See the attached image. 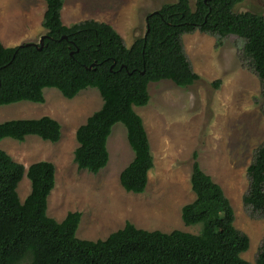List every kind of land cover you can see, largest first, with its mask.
<instances>
[{
	"label": "trees",
	"instance_id": "trees-1",
	"mask_svg": "<svg viewBox=\"0 0 264 264\" xmlns=\"http://www.w3.org/2000/svg\"><path fill=\"white\" fill-rule=\"evenodd\" d=\"M242 1L196 0L194 8L189 0L163 3L146 14L144 34L126 46L107 22L85 19L65 25L60 17L63 0H45L42 48L27 42L5 46L0 41V105L43 102L45 87L58 89L66 98L95 87L102 104L76 128L73 160L79 170L97 173L109 159L112 126L121 122L133 157L120 171L119 183L126 192L142 193L153 157L143 120L133 106L148 102L149 82L167 79L187 86L199 78L183 50L182 34L199 30L216 35L217 43L230 34L242 38L243 55L264 92V17L234 11ZM28 135L56 142L60 124L47 115L0 122V140L22 141ZM191 159L194 198L182 205L180 216L186 226L200 225L198 232L147 230L126 221L105 238L92 240L75 235L80 211H69L60 221L47 214L54 164L39 160L25 167L0 148V264H251L241 256L249 238L234 226L228 198L201 169L197 151ZM23 175L30 181V191L20 201L16 188ZM247 175L243 203L262 211L264 141L255 150ZM254 264H264V240Z\"/></svg>",
	"mask_w": 264,
	"mask_h": 264
},
{
	"label": "rangeland",
	"instance_id": "rangeland-1",
	"mask_svg": "<svg viewBox=\"0 0 264 264\" xmlns=\"http://www.w3.org/2000/svg\"><path fill=\"white\" fill-rule=\"evenodd\" d=\"M172 1L63 0L60 17L65 25L85 19L107 22L130 46L144 34L146 14ZM195 1L189 0L192 8ZM45 8V0H0L2 44L38 43L45 33L41 25ZM233 10L264 16V0H244ZM217 40L216 35L199 30L182 34L183 50L199 78L187 86L167 79L149 82L148 102L133 106L143 120L153 157L142 193L126 192L119 183L120 171L133 157L121 122L112 126L107 139L109 159L97 173L79 170L73 160L76 128L102 104L95 87H86L72 98L45 87L43 102L0 105V122L47 115L60 124L56 142L35 135L22 141L0 140V148L25 167L39 160L54 164V187L47 199L49 216L60 221L67 212L80 211L75 235L92 240L105 238L126 221L147 230L196 233L200 225H184L180 211L194 198L189 178L191 154L197 151L201 169L220 185L233 208L234 226L249 238L241 256L255 263L264 240V210L253 211L243 203V196L249 185L247 167L264 141V92L243 55L244 40L232 34ZM16 190L23 201L30 191L26 175Z\"/></svg>",
	"mask_w": 264,
	"mask_h": 264
},
{
	"label": "water",
	"instance_id": "water-1",
	"mask_svg": "<svg viewBox=\"0 0 264 264\" xmlns=\"http://www.w3.org/2000/svg\"><path fill=\"white\" fill-rule=\"evenodd\" d=\"M45 36H46L45 34H42V35L40 36V38H39L38 43H35V42H27V43H32V44H34L38 49H40V48H42V46H43V39H44ZM63 37H65V36H63ZM71 53H72V52H70V54H71ZM91 66H92V64L89 65L87 68H91Z\"/></svg>",
	"mask_w": 264,
	"mask_h": 264
},
{
	"label": "flooded vegetation",
	"instance_id": "flooded-vegetation-1",
	"mask_svg": "<svg viewBox=\"0 0 264 264\" xmlns=\"http://www.w3.org/2000/svg\"><path fill=\"white\" fill-rule=\"evenodd\" d=\"M235 5H236V4H235ZM235 5H234V6H235ZM263 17H264V16H263Z\"/></svg>",
	"mask_w": 264,
	"mask_h": 264
}]
</instances>
